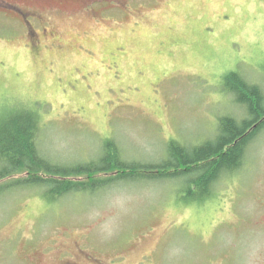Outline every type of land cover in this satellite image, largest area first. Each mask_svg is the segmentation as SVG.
Masks as SVG:
<instances>
[{
  "label": "rangeland",
  "instance_id": "obj_1",
  "mask_svg": "<svg viewBox=\"0 0 264 264\" xmlns=\"http://www.w3.org/2000/svg\"><path fill=\"white\" fill-rule=\"evenodd\" d=\"M10 1L0 119L36 111L41 154L63 167L98 161L108 141L157 165L169 142L194 148L222 116L247 117L226 75L264 90V0ZM181 188L122 182L56 203L39 187L4 189L0 264H264V131L212 201L185 204Z\"/></svg>",
  "mask_w": 264,
  "mask_h": 264
},
{
  "label": "trees",
  "instance_id": "obj_2",
  "mask_svg": "<svg viewBox=\"0 0 264 264\" xmlns=\"http://www.w3.org/2000/svg\"><path fill=\"white\" fill-rule=\"evenodd\" d=\"M230 94L247 117L222 116L213 139L188 149L169 142L161 163L128 162L113 141L105 143L98 161L63 167L41 154L40 115L33 109L11 111L0 119V182L25 174L4 189L42 188L44 200L56 203L72 193L97 194L119 183L182 180L178 197L185 204L202 205L214 199V188L224 178L237 174L244 165L251 143L264 131V90L251 85L238 73L224 78ZM105 176V178H99Z\"/></svg>",
  "mask_w": 264,
  "mask_h": 264
},
{
  "label": "flooded vegetation",
  "instance_id": "obj_3",
  "mask_svg": "<svg viewBox=\"0 0 264 264\" xmlns=\"http://www.w3.org/2000/svg\"><path fill=\"white\" fill-rule=\"evenodd\" d=\"M4 1V3L5 4H7V5H11V6H16V4L14 3V1H10V0H3ZM39 1H41V0H39ZM117 1V0H116ZM121 1V0H120ZM107 2V1H106ZM92 5V4H91ZM17 8H19V7H17ZM19 14H21L22 16H25V17H27L24 13H22V12H24V9H22V8H20V10H18L17 11ZM26 13H28L27 11H25ZM37 14H33L32 15V17H31V19L32 20H35L36 18H39L38 16H36Z\"/></svg>",
  "mask_w": 264,
  "mask_h": 264
}]
</instances>
